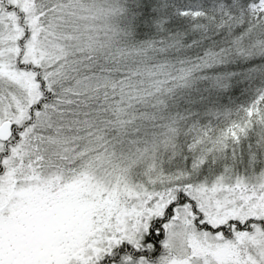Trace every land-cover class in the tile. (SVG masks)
<instances>
[{"label":"snow or ice","instance_id":"6c2138e0","mask_svg":"<svg viewBox=\"0 0 264 264\" xmlns=\"http://www.w3.org/2000/svg\"><path fill=\"white\" fill-rule=\"evenodd\" d=\"M0 264H264V0H0Z\"/></svg>","mask_w":264,"mask_h":264}]
</instances>
